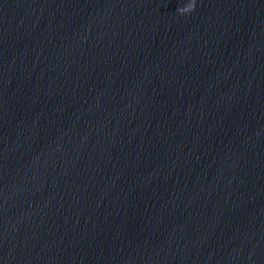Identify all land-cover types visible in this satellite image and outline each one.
Listing matches in <instances>:
<instances>
[{
	"label": "clouds",
	"instance_id": "obj_1",
	"mask_svg": "<svg viewBox=\"0 0 264 264\" xmlns=\"http://www.w3.org/2000/svg\"><path fill=\"white\" fill-rule=\"evenodd\" d=\"M195 7L196 0H189V2L185 6L178 8L177 11L179 12V14L183 15L194 11Z\"/></svg>",
	"mask_w": 264,
	"mask_h": 264
}]
</instances>
